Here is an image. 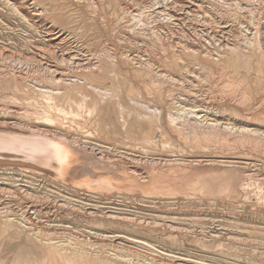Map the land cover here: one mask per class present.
Here are the masks:
<instances>
[{"label":"rangeland","instance_id":"obj_1","mask_svg":"<svg viewBox=\"0 0 264 264\" xmlns=\"http://www.w3.org/2000/svg\"><path fill=\"white\" fill-rule=\"evenodd\" d=\"M152 1L0 0V127L20 126L38 136L48 130L47 136L64 135L82 149L73 150L76 166L72 164L69 175L75 180L0 160V207L30 209L34 217L70 226L81 237L102 229L164 245L166 253L195 261L226 264L224 256L235 259L229 264H264V145L251 148L235 141L236 136L205 138L196 123L178 129L166 116L160 119L147 109L166 106L152 85L153 73L187 76L202 63L213 75L212 84H200L191 74L194 91L166 87L165 94L172 90L188 106L196 104L200 114L218 119L209 123H248L264 131V94L244 107L221 105L208 91L219 90L226 77L200 53L189 52L205 51L208 33L216 38L213 46L220 41L236 44L239 27L222 17L209 22L199 12L188 14L180 7L184 0H171L168 23L151 14ZM252 2L259 16L264 15V0ZM174 56L183 61L177 63ZM79 62L99 67L84 72L74 68ZM47 66L53 75L67 73L69 83L50 81ZM228 71L252 89L264 90V69L257 71L255 63L236 59ZM85 80L110 94L101 95ZM47 88L61 89L47 95ZM224 109L255 113L261 120H220ZM6 219L0 215V264H42L49 253L37 239L32 241L36 230L28 233ZM96 251L101 253L99 247ZM90 259L79 263L97 264L104 257Z\"/></svg>","mask_w":264,"mask_h":264},{"label":"bare ground","instance_id":"obj_2","mask_svg":"<svg viewBox=\"0 0 264 264\" xmlns=\"http://www.w3.org/2000/svg\"><path fill=\"white\" fill-rule=\"evenodd\" d=\"M184 1H185V4H181L180 7L182 10L186 11L188 14L193 13V12H199V13H201V15L204 14L203 18L209 22H214L217 18L222 17V19L225 18L226 20H228V19L231 20V22L235 23L236 25H238L237 27H239V34H236V39L238 41L236 44L224 43V42L220 41L219 44L217 43L216 46L215 45L213 46V43H214L216 38L213 37L210 33H208L207 38L209 40L208 45L210 48L207 46L205 51L203 50L204 48L202 50H193V51L192 50L189 51L190 49L188 50L187 48H185L187 51L192 52L193 54H199L200 53L202 55L201 58L203 57L202 59L207 61L213 67L219 68L221 70L220 75H221L222 79H223V77L224 78L226 77L225 78L226 81H223V85L220 87L219 90H214L215 89L214 87H213L214 89H209V91L207 90L208 92H210L209 98L213 99V98H216V96H217L218 98H220V100H222L221 105L223 103L226 104V102H229L231 104H235V105L243 106V107H244L245 103L247 104V101H254V100H258V99L261 100V97L264 94V90L252 89L253 87L251 88L246 84L247 80L245 81V84H244V82L240 80L242 78H240V79L237 78L236 77L237 75H234L233 72H232L233 73L232 74L231 72L228 71V69L230 68V66H232L236 63V59H242V60H244V62L246 61L247 63H252V62L255 63L257 71H261L262 69H264V25H263L264 24V15L261 14L259 16V14L257 13V9L253 6L252 0H242V1L234 2V3H231V2L229 3L228 1H230V0H191V1L184 0ZM195 1L201 2V4L196 6L197 4L196 5L194 4ZM244 2H246V3H244ZM171 4H172L171 0H153L152 5H151V7L153 8L151 14L154 13L152 15L159 16L161 19L167 18L166 21L169 19L171 20L172 16L169 15L170 11H171V7H172ZM12 5H14V4H12ZM221 7H225L224 8L225 10H223ZM12 10H13V7H12ZM216 12H220V16H219V14L217 15ZM205 14H208V15L206 16ZM170 20L168 23H171ZM211 46H213V47L211 48ZM256 57H258V58H256ZM11 59H12V57H11ZM61 59H62V61L65 60V58L63 59V56ZM112 59L115 60V58H112ZM58 60H59V58H58ZM174 60H176L177 63H180V60H182V59L178 56H174ZM59 61H61V60H59ZM67 61H68V59H67ZM20 62H21V60H20ZM25 62H27V61H25ZM74 63H76V62H74ZM74 63H72V64L75 65ZM78 64H80V62L77 63V65L74 66V68L75 69L80 68L79 70L84 71V72H86V70H93V69L95 71V68L99 67V66H96L95 63H90V62L87 64L85 63L86 65H78ZM65 65H66V63H65ZM39 66H40V64H39ZM204 66L205 65H203L202 63H197L196 72H192L191 71L192 69H190L188 71L187 76L184 74V76H181V77H178V75H174L167 70H165L167 73L163 72V71L157 72L156 75L153 73L152 85L157 90V92L159 93L161 98H163L164 105H166V106L153 107V108L147 107L148 111L151 110L160 119H163V116L164 117L166 116V120H171V124L178 129H180V126H183L187 122L196 123L195 124L196 126L203 128L204 132H202V134L204 135L205 138L224 140V139H226L225 137H227V136L228 137L229 136H236L235 141L239 140L240 143H242V144L245 143L246 145L248 143L251 148L252 147L258 148L261 145L263 146L264 145L263 144V142H264V131H261L260 130L261 128L260 129H251L250 127H248V125H249L248 123H247L248 125L243 124V125H238V126L231 124L229 122H225V121L224 122L218 121L215 123H209L210 120L216 121L218 119L211 118L212 116L209 115L207 112L205 114H200V110L199 111L196 110V108H198V106L196 104L195 105L191 104L188 106V104H185L181 101L182 96H177L176 94H174V92H172V90L168 91L167 94H165L166 87H170L171 89L182 87L183 90L189 89L190 91H194L196 88V85L194 84V80H192V78H191L192 77L191 74L194 75V77L197 79V81L200 84L211 83V81L213 79V77H212L213 75L211 76L210 75L211 73L209 74L208 71H206L207 69H205ZM69 67L71 68L73 66L71 65ZM70 68H69V70H70ZM225 68L227 70H225ZM237 68H239V67H237ZM39 70H41V69H39ZM50 70L51 69L48 66L46 68H44V71H46V73L51 74V75H49L50 81H54V83L58 84V85H61L64 83H69V82H67L68 78H67V80L64 78L65 74H67V73L57 72L58 74L61 73V75L58 76V75H53ZM208 70H210V69H208ZM94 71H93V73H94ZM216 71H218V70H216ZM52 72H53V70H52ZM202 73L204 74V76ZM226 73H229V74H226ZM258 73H260V72H258ZM44 77H46V76H44ZM149 77H150V75H149ZM214 78H216V77H214ZM221 78H219V79H221ZM76 79H77V77H76ZM220 81H222V80H220ZM84 82H86L87 85L91 89L100 93L101 95H109L110 94L109 91H106L102 88H98L97 86L92 85L88 80H85ZM257 85H259V84H257ZM231 86H235V87H231ZM149 87H150V85H149ZM216 87H219V86H216ZM262 87H264V85ZM43 90H45L44 92L47 95H52V92L54 90H57V89L51 90V89L47 88V89H43ZM59 90H57V91H59ZM62 92H63V90H62ZM152 92H153V90H152ZM194 93H192V94H194ZM84 97H86V96H84ZM201 97H202V95H201ZM207 98L208 97H206V99ZM139 103L141 104V102H139ZM254 106H256V105L253 104V107ZM14 108H16V107H14ZM247 108H248V106H247ZM26 109H28V108H26ZM221 112H223L225 115H224V117L220 118V120L221 119H223V120H241L240 117L246 118V120L247 119L250 120V118L253 120H261L255 113H252V114L247 113V115H246V114H242L240 111L239 112H237V111L233 112V111H230L227 109H224V111H221ZM262 113H263V111L260 114L262 115ZM215 115H217V114H215ZM262 120H264L263 117H262ZM11 126H13V125H11ZM26 129H28V127ZM40 130L35 129L36 132L41 133ZM42 132H44V131L42 130ZM47 132H48V130L46 131V134L42 135L43 134L42 133V134H40V136H38L39 134L37 135L34 132L24 131V129H22V127L20 128V126H19V128H12V129L0 127V160H5V162L10 163V164L6 163L7 165L19 164L22 167H28L29 165H32V166H35L37 168L47 169L50 172L52 171L56 174H60L59 177H62V179H64V180H65V177H67V176L64 177V174H67L69 177L72 178V180H75L77 177H75V176L73 177V174L69 175V173H71V172H69V169L71 166L73 167V165L75 163L74 157L72 158V156H74L73 150L76 149V151H77V149L78 150H82V149H79L78 147H75V146L73 147V145H71L72 144L71 141H68L69 138H67L64 135L63 136L58 135L60 138L59 137L51 138V137L47 136V134H48ZM223 134H226V136H223ZM77 141L72 140L73 143H76ZM78 144H80V142ZM76 146H79V145L76 144ZM87 149L83 150V151L86 153ZM84 152H82V154ZM76 154L79 155L80 152L76 153ZM106 154H108V153L106 152ZM82 157H83V155H82ZM102 159H104V158H102ZM79 164H80V162H79ZM74 166H76V164ZM78 169L79 168L77 167V170ZM73 170H74V168H73ZM136 175L138 176L140 174H137V172H136ZM140 182L142 183V181H140ZM35 203H37V201ZM19 210H20V208L16 209L12 206L0 207V215H2L5 219L7 218L6 222L10 226H15V227L21 226L23 229L26 228V230H28V231H26V230L25 231L28 233H32L33 231L36 230V233H35L36 235H34V238H31L32 241H35L37 239L41 243L42 246H44V247H46V249H48V253H49L48 257L44 260V262L42 263V261H41L42 264H77L80 261H82V259L83 260L84 259L85 260L90 259L95 255H99V256L104 257V259L100 263H97V264H220L222 262L221 261L219 263H209V262H205L202 260H200V261L196 260L195 261L191 258H186V257L184 258L183 256H180L178 254H170V253L168 254L164 251V247H163L164 245L161 246L160 244L159 245L156 243L154 244L152 242H148L145 240L146 242L144 241V243H149L148 244L149 246H148V245L144 244L143 242H140V240L139 241L132 240L134 237L132 239H129L128 236L127 237H123V236L121 237L118 234H112L113 233L112 231H105L102 229L96 230V232H92L90 230L89 232H86L87 235L83 234L84 237H81L79 235V232L75 231V233H74V230L72 228H70V226H66L64 224H51L49 222H44V220L39 218L37 215L34 217L33 216L34 212L32 214L30 212V209H26V211L24 210L23 212H21L22 210H20V211ZM135 220H137V219H135ZM96 246L101 249V253L96 251L97 250ZM134 246H136V247H134ZM91 247L94 248V249H92L93 251H91ZM105 249H107V250L110 249L111 251L110 250L104 251ZM213 256H215V255H213ZM187 257H189V256H187ZM228 258H226L224 256L222 257V259L227 261L226 264L233 263V260H235V259L231 260ZM195 259H196V257H195ZM39 260L37 259V261H39ZM211 260H213V259H211ZM84 262L85 261H83V264H84ZM95 262H96V259H95ZM21 263H23V262H21ZM89 263H91V262H89ZM91 264H93V263H91Z\"/></svg>","mask_w":264,"mask_h":264}]
</instances>
